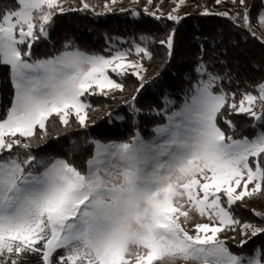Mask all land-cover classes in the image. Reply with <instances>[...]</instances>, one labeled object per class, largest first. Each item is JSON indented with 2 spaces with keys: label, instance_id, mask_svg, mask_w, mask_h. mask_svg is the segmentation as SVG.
Wrapping results in <instances>:
<instances>
[{
  "label": "snow or ice",
  "instance_id": "obj_1",
  "mask_svg": "<svg viewBox=\"0 0 264 264\" xmlns=\"http://www.w3.org/2000/svg\"><path fill=\"white\" fill-rule=\"evenodd\" d=\"M116 2L104 7L111 11ZM237 2L251 28L246 0H232ZM81 3L84 10L91 7ZM175 11L169 20L179 19ZM64 12V0H13L12 7L0 8V65L10 68L14 87L0 118V264H26L29 255L41 264H264V249L235 254L219 238L225 229H239L243 248L264 233L231 211L245 198L264 197V131L237 139L219 126L224 118L235 129L225 110L249 116L253 128L264 122V83L258 95L246 92L237 102L235 94L215 91L220 77L201 66L197 71L208 78L193 85L167 124L154 129L153 141H93L96 150L85 169L31 154L33 139L47 137L53 117L68 127L75 115L80 127H88L86 93L124 90L109 70L124 76L131 69L143 80V65L124 51L106 57L66 44L56 56L32 59L33 44L48 37L55 16ZM258 21L264 27V13ZM160 43L171 53L172 34ZM135 51L151 59L146 47ZM193 213L209 220L196 223L194 234L184 226Z\"/></svg>",
  "mask_w": 264,
  "mask_h": 264
},
{
  "label": "trees",
  "instance_id": "obj_2",
  "mask_svg": "<svg viewBox=\"0 0 264 264\" xmlns=\"http://www.w3.org/2000/svg\"><path fill=\"white\" fill-rule=\"evenodd\" d=\"M86 2L91 7L84 10L81 0H64L65 12L55 16L48 37L33 44L32 59L56 56L65 50L66 44L107 57L110 45L123 40L129 51L135 45L150 51L151 59L141 60L147 73L143 80L132 74L113 76L124 85V90L115 95L83 97L90 105L86 109L89 121L86 128L78 125L74 115L70 116L68 127L57 117L51 118L47 137L34 138L29 149L38 159L62 158L85 169L93 156V141L122 143L137 135L152 136L154 128L165 121L163 101L178 104L188 96L200 79L197 69L201 66L207 73L220 77L214 90L235 94L237 102L243 93L258 95L257 86L264 83V35L258 21L264 13V0H246L251 28L243 20L245 6L233 4L232 0L228 16L213 14L217 0H189L184 16L178 21L167 18L178 0H152L151 4L147 0H117L111 11L104 7L111 0ZM5 5L12 7L13 0H0V8ZM146 6L155 15L145 12ZM169 34L173 36L171 53L160 43ZM13 96L10 68L0 65V118L6 115ZM118 117L122 120L118 121ZM225 117L235 129L229 128L224 118L219 120V126L237 139H251L258 131H264V122L253 128L255 122L245 114L225 110ZM36 131L42 134L40 129ZM17 151L22 157L25 155L24 149ZM224 206L227 207L226 201ZM231 211L241 223L264 228V197L245 198L233 205ZM219 238L235 254L264 249V233L248 239L243 248L239 246L244 238L239 229H225ZM26 264H41L40 257L29 255Z\"/></svg>",
  "mask_w": 264,
  "mask_h": 264
},
{
  "label": "rangeland",
  "instance_id": "obj_3",
  "mask_svg": "<svg viewBox=\"0 0 264 264\" xmlns=\"http://www.w3.org/2000/svg\"><path fill=\"white\" fill-rule=\"evenodd\" d=\"M188 2H189V0H184V3L183 4H181V5H179V7L177 8L176 6H175V8H176V11L173 13V14H175V15H178L179 16V19L178 20H180L183 16H184V10L186 9V7L188 6ZM178 3V2H177ZM177 5V4H176ZM230 7H231V0H221V2L220 3H217L216 5H215V7H214V9H213V14H215V15H219L220 13H224V12H227V10L228 9H230ZM178 20H175V21H178ZM259 28H260V30H261V32L263 33V35H264V27H261L260 26V24H259ZM125 41H123V40H117V41H115L113 44H111L110 45V54H113V53H115L116 51H124V52H127L128 53V59L129 60H132V61H138L140 64H142L141 63V60L142 59H144V60H148V58H143L142 57V54L141 55H137V53H136V51H135V49H136V45L133 47V50L132 51H129V50H127V49H125L124 48V46H125ZM143 65V64H142ZM146 73H147V68H145L144 67V65H143V70H142V72H141V75L144 77L145 75H146ZM127 74H132V70L131 69H128L127 71H126V74L125 75H127ZM198 74H199V76H200V79L199 80H201V79H207L208 77L206 76V75H201V73L200 72H198ZM109 75H110V77L112 78L113 76H115V77H121V76H118L116 73H112L110 70H109ZM135 76V75H134ZM137 77V76H136ZM138 78V77H137ZM113 79V78H112ZM198 80V81H199ZM11 81H12V78H11ZM217 84H218V82H217ZM12 86H13V81H12ZM14 88V87H13ZM91 91V90H90ZM98 91L99 90H97V93H98ZM118 91H108V95H115L116 93H117ZM191 94H192V92L188 95V96H185L178 104H173V103H171V102H169L167 99H165L163 102H164V105H165V108H164V111H163V114H164V118H165V121H164V123L162 124V125H165V124H167L168 123V120H167V115H170L172 112H175V111H179L180 110V108L184 105V103H185V101L187 100V99H189V97L191 96ZM92 96V95H94V94H88V93H86L85 94V96ZM98 95H102V94H98ZM84 96V97H85ZM103 96H107V95H103ZM82 100L87 104V101L85 100V99H83V97H82ZM75 116V115H74ZM117 120L118 121H121L122 120V118L121 117H118L117 118ZM88 118H87V120H86V123L88 124ZM162 125H160V126H162ZM158 127V126H157ZM156 127V128H157ZM156 128H154V129H156ZM137 136H139V135H137ZM136 136V137H137ZM156 136H157V134H156V132L153 130V135L152 136H150V137H148V138H142V137H140L142 140H144L145 142H149V141H153L154 139H156ZM93 154L95 153V144H93ZM224 199H225V201H226V198L224 197ZM209 222V220H208V218L207 217H200L198 214H195V213H193L192 214V219L187 223V224H185L184 226H185V228L187 229V230H189L190 231V233H192V234H194V225L196 224V223H208ZM60 254H63V253H60ZM179 264H184V262L183 261H181V262H179ZM190 264H196V262H190Z\"/></svg>",
  "mask_w": 264,
  "mask_h": 264
}]
</instances>
